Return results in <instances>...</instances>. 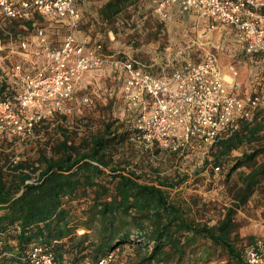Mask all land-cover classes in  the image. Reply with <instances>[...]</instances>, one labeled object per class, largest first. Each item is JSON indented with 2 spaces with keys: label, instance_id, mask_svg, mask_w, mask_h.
<instances>
[{
  "label": "trees",
  "instance_id": "1",
  "mask_svg": "<svg viewBox=\"0 0 264 264\" xmlns=\"http://www.w3.org/2000/svg\"><path fill=\"white\" fill-rule=\"evenodd\" d=\"M151 3L76 0L82 31L105 49L109 32L136 43L154 16ZM40 23L56 20L36 12L0 27L1 96L20 91L22 74L44 65L35 53L19 71L7 55L10 43L28 39ZM256 86L251 95L264 97V79ZM71 113L44 116L22 138L34 153L19 158V136L0 135V264H31L35 245L59 264H97L109 254L113 264H246V248L264 240L243 236L238 217L264 202V105L210 145L196 150L192 140L179 151L139 139L138 113L128 108L98 117ZM163 154L176 161L170 172L155 162ZM183 160L199 167H181ZM191 178L197 189L220 185L223 202L186 193L181 187Z\"/></svg>",
  "mask_w": 264,
  "mask_h": 264
},
{
  "label": "built area",
  "instance_id": "2",
  "mask_svg": "<svg viewBox=\"0 0 264 264\" xmlns=\"http://www.w3.org/2000/svg\"><path fill=\"white\" fill-rule=\"evenodd\" d=\"M154 11L161 17L178 5L194 10L212 21V26H231L247 53L264 52V0H153ZM62 22L67 32L58 46H52L46 29L39 24L23 49L39 47L44 65L34 73L22 74V88L14 94L0 95V135L27 138L44 116L55 111L70 112L77 85L88 70L112 66L123 72L122 93L127 107L136 111L138 138L157 142L172 150L210 145L221 130L241 119L250 118L264 105L259 95H242L238 70L230 66L226 77L213 50L200 60H187L171 76L153 74L133 56L108 54L102 43H92L80 27L81 11L76 0H2L0 27L6 19H31L34 13ZM16 68L21 71L22 64ZM83 101H89L88 97ZM246 264H264V240L246 248ZM31 264H59L43 246L30 252ZM113 255L97 264H113ZM84 264H90L86 262Z\"/></svg>",
  "mask_w": 264,
  "mask_h": 264
},
{
  "label": "rangeland",
  "instance_id": "3",
  "mask_svg": "<svg viewBox=\"0 0 264 264\" xmlns=\"http://www.w3.org/2000/svg\"><path fill=\"white\" fill-rule=\"evenodd\" d=\"M152 13L154 16L142 30L143 33L134 36L136 43L134 41L126 42V36L116 37L112 32L104 36L102 41L106 44V53L136 57L143 67L150 72H156L162 76H171L184 61L200 60L207 50H213L216 52L222 67L227 66L228 68L230 64L235 65L239 72L240 81L238 82L240 84L238 83V88L242 95H249L256 91V82L264 79V52L247 53L231 26L220 23L212 26L211 20L199 16L194 10L188 12L175 7V5L169 8L165 18L156 13L154 8ZM161 21L165 25L161 26L159 32L156 33L153 27L157 28ZM39 25L45 27L47 38L52 46H58L67 32L65 24L63 25L59 21H56V24L40 23ZM2 49L5 50L6 47L0 43V50ZM7 51V55L14 64H22V69L30 63L35 53L40 54L44 59L41 49L35 46L23 49L19 44L12 42ZM38 59L40 58L38 57ZM40 66L43 67L42 64ZM84 77L86 79L83 78V82L77 85L74 98L70 103L71 114L98 117L113 110L123 113L128 108L121 90V79L124 77L123 75L120 76L115 69L107 65L102 66L88 71ZM85 97H88L89 101H83ZM261 98L264 100V97ZM13 145L19 152L18 158L28 153H34L29 146L23 143L20 136ZM199 160L201 161L200 158ZM155 162L166 172L172 171L176 164H174L175 159L167 154L158 155ZM186 163L190 165L192 162L190 160L177 162L179 166H185L187 169L199 167L196 165V161L193 162L191 168ZM194 180L191 178L181 188L186 193L198 191L200 194L223 202L220 185L206 191L207 183H204L201 189H197L196 183H193ZM238 217L244 221V226L241 229L243 236H256L264 239V202L246 206L240 210Z\"/></svg>",
  "mask_w": 264,
  "mask_h": 264
},
{
  "label": "crops",
  "instance_id": "4",
  "mask_svg": "<svg viewBox=\"0 0 264 264\" xmlns=\"http://www.w3.org/2000/svg\"><path fill=\"white\" fill-rule=\"evenodd\" d=\"M175 7H179L178 5H175ZM180 8V7H179ZM188 12H189V10H187ZM192 11V10H191ZM187 61V60H186ZM185 62V61H184ZM183 62V63H184ZM182 63V64H183ZM107 66H109V65H107ZM230 66H235L234 64H230V65H228V68H227V66H225V67H223V71H224V73L226 74V77L227 78H230V77H232V76H230V71H229V67ZM110 67H112V66H110ZM113 69H115L118 73H119V75L120 76H122L123 75V72L120 70V69H117V68H114V67H112ZM96 69H98V68H96ZM92 70H94V69H92ZM88 71H90V70H88ZM88 71L84 74V75H86L87 73H88ZM122 73V74H121ZM154 74V73H153ZM156 75H158V74H156ZM160 76H162V75H160ZM83 78H85V77H83ZM86 79V78H85ZM232 79L234 80V82H236L237 84L239 83L240 84V82H238V81H240L239 80V78H238V75H237V77H232ZM83 80L84 79H82L81 81H80V83H82L83 82ZM123 80H124V78H122L121 79V90H122V86H123Z\"/></svg>",
  "mask_w": 264,
  "mask_h": 264
},
{
  "label": "clouds",
  "instance_id": "5",
  "mask_svg": "<svg viewBox=\"0 0 264 264\" xmlns=\"http://www.w3.org/2000/svg\"><path fill=\"white\" fill-rule=\"evenodd\" d=\"M0 2H2V0H0Z\"/></svg>",
  "mask_w": 264,
  "mask_h": 264
}]
</instances>
